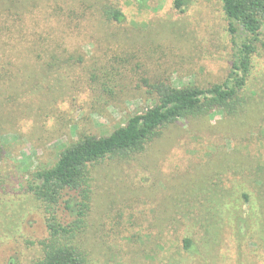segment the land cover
<instances>
[{
	"label": "rangeland",
	"instance_id": "rangeland-1",
	"mask_svg": "<svg viewBox=\"0 0 264 264\" xmlns=\"http://www.w3.org/2000/svg\"><path fill=\"white\" fill-rule=\"evenodd\" d=\"M58 1L82 11L85 2L86 18L0 9V264H37L49 236L44 208L22 190L29 173L51 167L81 134L109 135L153 107L147 82H223L246 41L230 32L222 0L183 11L174 0ZM104 2L124 21L109 20ZM262 31L248 113L181 119L143 153L94 169L77 239L92 264H264V183L252 181L264 171Z\"/></svg>",
	"mask_w": 264,
	"mask_h": 264
},
{
	"label": "trees",
	"instance_id": "trees-1",
	"mask_svg": "<svg viewBox=\"0 0 264 264\" xmlns=\"http://www.w3.org/2000/svg\"><path fill=\"white\" fill-rule=\"evenodd\" d=\"M192 0H174L175 9L183 11ZM98 3V2H97ZM229 30L233 36L244 34L245 42L234 56L227 78L208 87L197 85L182 88L165 82L148 84L155 105L146 111L132 114L124 125L102 137L81 134L60 152L49 168L29 173L22 190L33 195L44 208L49 236L41 242L42 256L37 264H92L88 251L78 244L86 219L91 211L93 171L105 159L131 158L143 153L163 131L181 119H196L221 111L230 118L249 112L252 99L247 91L256 42L264 28V0H222ZM81 8L62 5L58 0H0V9L11 15L21 8L23 16H37L36 11L56 14L58 18H86V3ZM98 9L109 20L121 23L125 14L114 3H101ZM3 14V13H1ZM4 18V17H3ZM2 21L4 28L9 24ZM3 30L1 29L0 32ZM75 57V56H74ZM81 59V58H80ZM5 142L0 133V189H6L1 161ZM258 168L253 182L264 183V171ZM248 198L249 193L245 192ZM187 248L190 241L186 240Z\"/></svg>",
	"mask_w": 264,
	"mask_h": 264
}]
</instances>
